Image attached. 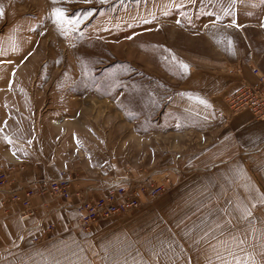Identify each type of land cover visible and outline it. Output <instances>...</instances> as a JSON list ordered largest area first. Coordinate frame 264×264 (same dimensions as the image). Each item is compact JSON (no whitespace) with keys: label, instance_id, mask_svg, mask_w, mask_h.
Returning a JSON list of instances; mask_svg holds the SVG:
<instances>
[{"label":"rangeland","instance_id":"rangeland-1","mask_svg":"<svg viewBox=\"0 0 264 264\" xmlns=\"http://www.w3.org/2000/svg\"><path fill=\"white\" fill-rule=\"evenodd\" d=\"M252 1L0 0V108L9 111L19 103L11 109L14 124H1L0 118V143L6 140L33 152L36 137H44L53 125L63 139L67 124L76 128L78 138L86 124L97 133L114 134L105 124L114 114L137 119L139 134L146 121L162 132V110L179 94L183 80H189L183 73L193 65L194 55L208 56L218 48V54L234 58L248 48L258 30L244 25L264 20V5L259 8ZM51 87L59 103L45 94L48 105L36 109L35 101ZM67 98L73 99L66 103ZM25 132L30 134L25 141L9 135ZM13 177L10 190L32 186L13 183ZM82 177L87 175L82 172ZM181 180L192 184L204 179L188 174ZM182 192L187 191L175 181L156 201L97 224L94 230L101 235L95 243L105 246L103 260L264 264V188L252 190V202L243 206H228L224 200L189 204L187 197L195 195ZM255 192L259 198H253Z\"/></svg>","mask_w":264,"mask_h":264},{"label":"crops","instance_id":"crops-1","mask_svg":"<svg viewBox=\"0 0 264 264\" xmlns=\"http://www.w3.org/2000/svg\"><path fill=\"white\" fill-rule=\"evenodd\" d=\"M256 3L260 8L264 0ZM247 22L251 23L244 29L258 31L241 55L233 58L218 54V48L208 56L194 55L193 65L183 73L194 80L189 78L188 83L185 78L179 94L164 106L159 119L162 132H155L154 123L145 119V131L139 134L137 119L114 114L105 123L115 130L114 134L103 130L97 133L95 127L86 124L78 138L76 128L69 129L67 124L63 139L53 125L44 137H36L39 144L33 152L6 140L0 143V165L25 168L13 177V183L17 180L33 186L56 180L65 171L69 176L75 174L70 176L72 186L82 195L68 201L35 196L31 201L35 214L27 221L20 217V204H3L0 196V264H121L103 260L105 246L95 243L101 232L94 230L101 222L87 231L81 229L77 207L83 196L95 198L105 186L120 182L126 175L153 176L157 181L168 177L173 187L176 181L178 188L186 189L181 194L195 195L187 197L189 204H218L224 200L228 206L249 205L251 191L264 188V121H255L246 111L232 114L225 100L242 80L255 81L251 66L264 76V20ZM237 67L242 68L241 75L228 73ZM56 93L52 87L49 93H41V99L34 103L36 109L48 105L45 94L57 105ZM73 98H67L66 103ZM18 105L11 104L9 111L0 108L1 124H14L11 109ZM110 107L114 109L115 105ZM9 135L23 141L30 136L28 132ZM82 172L87 177H82ZM188 174L204 180H194L192 184L181 180ZM253 198H259L258 193Z\"/></svg>","mask_w":264,"mask_h":264},{"label":"built area","instance_id":"built-area-1","mask_svg":"<svg viewBox=\"0 0 264 264\" xmlns=\"http://www.w3.org/2000/svg\"><path fill=\"white\" fill-rule=\"evenodd\" d=\"M251 74L255 77L252 83L242 80L238 89L226 97V103L232 114L246 111L255 121H264V76L256 67H251ZM229 74L241 75L242 68L229 70ZM24 166L9 165L0 169V196L1 202L6 204H20V217L23 221L29 220L35 214L32 199L35 196L48 195L50 198L65 201L80 193L73 192L72 179L65 171L60 172L56 180L39 182L30 187H20L10 190L7 185L16 173H22ZM172 187L169 178L163 182L153 176H137L132 178L126 175L120 182L105 186L97 197L83 196L77 207L80 214V228L87 231L99 222H105L118 216H124L142 208L148 203L156 201Z\"/></svg>","mask_w":264,"mask_h":264},{"label":"snow or ice","instance_id":"snow-or-ice-1","mask_svg":"<svg viewBox=\"0 0 264 264\" xmlns=\"http://www.w3.org/2000/svg\"><path fill=\"white\" fill-rule=\"evenodd\" d=\"M0 14H2V10H0ZM55 14H56V16H57L58 19H62L63 18V15H64L63 12L61 10H59V9L56 10V13ZM201 102L203 103V101H201Z\"/></svg>","mask_w":264,"mask_h":264}]
</instances>
